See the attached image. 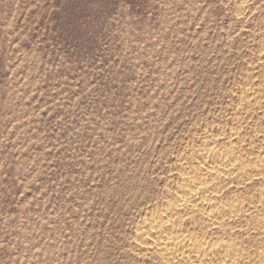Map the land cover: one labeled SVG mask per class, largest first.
Segmentation results:
<instances>
[{
  "label": "rangeland",
  "instance_id": "obj_1",
  "mask_svg": "<svg viewBox=\"0 0 264 264\" xmlns=\"http://www.w3.org/2000/svg\"><path fill=\"white\" fill-rule=\"evenodd\" d=\"M263 55L264 0H0V264H170L136 231L234 127L246 174L208 194L259 211L264 95L241 99L264 91ZM238 214L170 228L259 264L263 212Z\"/></svg>",
  "mask_w": 264,
  "mask_h": 264
},
{
  "label": "bare ground",
  "instance_id": "obj_2",
  "mask_svg": "<svg viewBox=\"0 0 264 264\" xmlns=\"http://www.w3.org/2000/svg\"><path fill=\"white\" fill-rule=\"evenodd\" d=\"M241 11L243 12V10ZM262 95H264V91L261 90L246 91L241 99V105L245 107L260 106ZM235 120L238 121L239 118ZM236 129L234 127L233 132L234 130L235 132L228 135L229 138L226 137V142H228L226 146L218 149L206 147L200 153H192L190 159L196 166L195 175L188 178L187 185L177 189L170 208L151 216L153 221L158 222V226L145 224L138 228L136 231V240L139 243L137 247H140L142 251L158 254L170 264H180L181 262H185V264H246L245 260L249 256L239 252L226 240L201 242L193 239L192 242H188L191 238H187L186 243L179 231L170 228L173 217L179 219L200 213L208 228L223 229L229 222L238 221V212L243 206L256 215L261 210L262 217H264V191L260 192L259 211L254 202L244 205L234 199L229 206H222L214 199V193L208 194L216 191L218 184L213 183V180H222L221 182H223L231 176L241 177L246 174V156H242L243 154L241 155L238 149L240 141L238 142L237 137H239V133L236 139L231 138L237 134L238 130L236 131ZM251 172L254 177L256 176L264 182V161H260L252 167ZM181 176L184 178L185 173H182ZM259 234L264 237V225L259 229ZM257 258L259 264H264V250L257 253Z\"/></svg>",
  "mask_w": 264,
  "mask_h": 264
}]
</instances>
